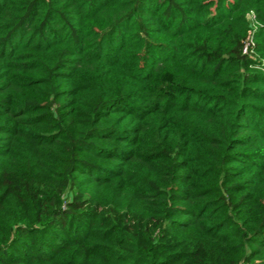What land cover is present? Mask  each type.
<instances>
[{
    "label": "trees",
    "instance_id": "1",
    "mask_svg": "<svg viewBox=\"0 0 264 264\" xmlns=\"http://www.w3.org/2000/svg\"><path fill=\"white\" fill-rule=\"evenodd\" d=\"M0 264H264V0H0Z\"/></svg>",
    "mask_w": 264,
    "mask_h": 264
},
{
    "label": "rangeland",
    "instance_id": "2",
    "mask_svg": "<svg viewBox=\"0 0 264 264\" xmlns=\"http://www.w3.org/2000/svg\"><path fill=\"white\" fill-rule=\"evenodd\" d=\"M250 20H251V23L253 25V30L251 32V35L247 38L246 41H250L249 39H252V36H253V31H254V28L255 26H257L259 23L258 21L256 20V18L254 17L253 13L251 12V17H250ZM254 44V43H253ZM253 46V45H252Z\"/></svg>",
    "mask_w": 264,
    "mask_h": 264
},
{
    "label": "built area",
    "instance_id": "3",
    "mask_svg": "<svg viewBox=\"0 0 264 264\" xmlns=\"http://www.w3.org/2000/svg\"><path fill=\"white\" fill-rule=\"evenodd\" d=\"M249 40H250V41H246V42H245V46H244V48H243V51H244V52L247 51V49H248L249 46H252V45H253V41H252V39H249Z\"/></svg>",
    "mask_w": 264,
    "mask_h": 264
}]
</instances>
